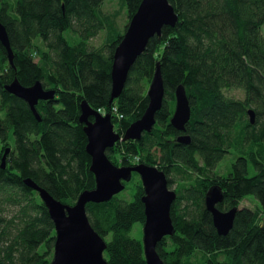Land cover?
I'll return each mask as SVG.
<instances>
[{"label": "trees", "instance_id": "obj_1", "mask_svg": "<svg viewBox=\"0 0 264 264\" xmlns=\"http://www.w3.org/2000/svg\"><path fill=\"white\" fill-rule=\"evenodd\" d=\"M104 1L0 0V21L14 51L12 65L0 41V264L51 263L54 222L39 192L24 179H33L68 204L94 188L87 135L79 119L83 100L112 113L123 133L147 107L145 86L158 62L165 97L152 131L140 140L118 141L107 154L119 166L157 165L169 187L180 177L171 208L176 231L158 243L159 254L169 264H264V0H169L178 22L149 40L122 94L112 102L113 55L141 0H122L129 21L124 33L116 29L112 15L100 11ZM104 29L103 45L92 46L90 39ZM16 76L23 85L40 80L46 89L56 90L54 98L36 106L41 121L25 100L5 88ZM180 83L192 108L189 144L177 141L181 132L170 122ZM230 88L244 90L245 97H228L224 90ZM115 106L122 119L114 114ZM251 108L254 124L247 113ZM231 152L237 157L229 173L223 179L209 177ZM131 182V199L118 193L109 201L87 204L91 224L107 241L109 264H147L142 238L131 234L135 224L145 221L144 188L134 172L123 191ZM217 183L224 191L221 210L239 208L248 196L259 201L255 210L239 208L225 235L217 232L205 205L207 190ZM193 204V214L199 212L195 217ZM196 253L202 262L192 260Z\"/></svg>", "mask_w": 264, "mask_h": 264}, {"label": "water", "instance_id": "obj_2", "mask_svg": "<svg viewBox=\"0 0 264 264\" xmlns=\"http://www.w3.org/2000/svg\"><path fill=\"white\" fill-rule=\"evenodd\" d=\"M179 20L174 6L169 0H141L132 16L127 30L117 45L111 67V98H118L126 85L129 71L138 56L145 50L149 40L162 34L164 26L174 27ZM0 41L7 50L9 61L14 65V51L5 25L0 21ZM8 92L25 100L38 121L42 120L37 110L40 100L55 97V89H46L40 80L32 85H23L18 77L7 84ZM148 104L142 116L133 121L124 134L114 129L111 113L103 115L83 100L79 117L87 135L86 150L91 156L90 171L95 176V187L82 191L74 204H68L54 197L31 178L24 183L39 192L48 208L56 230L53 259L50 264H109L105 257L107 241L93 227L87 213V204L109 201L122 192L126 182L132 179L133 172L140 175L144 194L145 221L143 225V249L147 264H169L157 250V245L167 235H173L176 227L171 208L177 199V192L169 187L166 173L155 165L139 163L136 165H117L108 156V148L118 141L140 140L145 132H151L156 123V113L162 108L165 97L164 77L158 62L153 73L148 92ZM175 109L171 117L172 126L181 133L177 141L189 144L191 136L187 133V123L192 115L190 100L183 83L175 88ZM251 124L256 121L254 109L247 111ZM94 120H91L90 117ZM7 148L2 157V168L6 167ZM224 200L220 184H213L205 194L206 209L211 213L217 232L227 234L234 226L238 207L221 210L218 206Z\"/></svg>", "mask_w": 264, "mask_h": 264}, {"label": "rangeland", "instance_id": "obj_3", "mask_svg": "<svg viewBox=\"0 0 264 264\" xmlns=\"http://www.w3.org/2000/svg\"><path fill=\"white\" fill-rule=\"evenodd\" d=\"M100 11L103 12V14H107L111 17L112 15V19L111 21L114 22V24L116 25V29L123 32L124 27L127 25L128 21V15H127V9L126 8H122V0H105L104 3L102 4ZM109 17V19H110ZM126 32V31H125ZM124 33V32H123ZM262 33L264 34V25L262 27ZM105 34L106 31L101 30L96 36L92 37L90 39V44L94 47H100L103 45L104 43V38H105ZM125 34V33H124ZM36 61L39 59V56L36 55L35 56ZM151 83V82H150ZM146 85L145 90L146 92L149 89V85ZM224 93L228 96V97H232V98H236V99H243L245 97V92L244 90L240 89V88H230V89H225ZM249 118V116H248ZM116 125V124H115ZM9 142L12 143V137L9 136ZM237 157V155L234 152L228 153L224 156V158L218 163L217 167L215 168L214 172L209 176L212 177L214 176V178L216 176H219L221 179H223V177H225L228 173H229V168L232 166V162L235 160V158ZM157 166V165H155ZM158 167V166H157ZM172 177L175 178V174L171 175ZM179 177V176H177ZM213 178V177H212ZM139 182V179H134L133 183L136 184ZM142 182V181H141ZM180 177L179 178H175V182L172 185V189H178L179 185H180ZM131 182L128 186L129 190L126 191H122L120 192V197L126 198V199H131L132 197V193L135 192L134 190V185ZM141 186L143 187V184L141 183ZM200 204V202H199ZM186 204L183 203L182 205H180L181 207L184 208ZM259 205V201L254 197V196H248L245 199H243L241 201V203L239 204V208H248V209H252L255 210ZM197 206V204H193V206L190 207V213L193 214L194 208ZM12 208L9 209V213H11ZM177 209V208H176ZM177 212L181 213L183 212L182 209H177ZM198 211L195 210V213L192 215L193 217H195L196 215H198ZM143 225L142 223L139 224H135L133 231H132V235L134 237H138V238H142L143 237ZM170 241V240H169ZM192 260L196 263L198 262H202L203 256L200 253H196L194 256H192Z\"/></svg>", "mask_w": 264, "mask_h": 264}, {"label": "flooded vegetation", "instance_id": "obj_4", "mask_svg": "<svg viewBox=\"0 0 264 264\" xmlns=\"http://www.w3.org/2000/svg\"><path fill=\"white\" fill-rule=\"evenodd\" d=\"M113 118H114V117H113V115H112V120H113V123H114V129H115L116 131H118V130H117V127L115 126L116 123L114 122V119H113ZM118 132H119V131H118ZM143 135H144V134H143Z\"/></svg>", "mask_w": 264, "mask_h": 264}, {"label": "built area", "instance_id": "obj_5", "mask_svg": "<svg viewBox=\"0 0 264 264\" xmlns=\"http://www.w3.org/2000/svg\"><path fill=\"white\" fill-rule=\"evenodd\" d=\"M114 111H117V108L116 107L114 108Z\"/></svg>", "mask_w": 264, "mask_h": 264}]
</instances>
